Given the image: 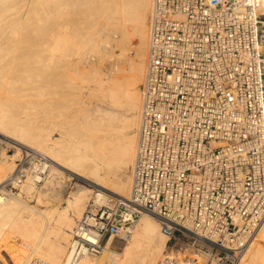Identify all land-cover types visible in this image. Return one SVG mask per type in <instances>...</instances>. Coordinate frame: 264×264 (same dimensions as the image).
<instances>
[{"label":"built area","instance_id":"obj_1","mask_svg":"<svg viewBox=\"0 0 264 264\" xmlns=\"http://www.w3.org/2000/svg\"><path fill=\"white\" fill-rule=\"evenodd\" d=\"M146 66L131 193L88 184L67 264L128 240L143 214L181 241L160 264H240L264 223V0H153ZM13 156L2 195L53 167Z\"/></svg>","mask_w":264,"mask_h":264},{"label":"bare ground","instance_id":"obj_2","mask_svg":"<svg viewBox=\"0 0 264 264\" xmlns=\"http://www.w3.org/2000/svg\"><path fill=\"white\" fill-rule=\"evenodd\" d=\"M11 2L12 0H0V16L12 11L11 8L16 4L12 3L14 5L12 6ZM27 2L38 9L36 13L40 5L42 10L47 12L49 21L47 20L46 31L39 26L42 32L39 31L36 42L32 39L35 43L30 41L24 44L25 46L18 43L20 47L9 44L10 48L14 46L15 51L20 50L26 56L22 62H18L19 64L14 60L16 66L13 65L15 67L9 71L10 73H0V135L20 146L41 149L51 158L54 166L51 169L52 175H48L51 180L45 179V182L51 184L50 187L47 186L48 190L51 189L50 193H53L54 183L57 182H53L52 178H58L60 173L69 171L128 197L133 185V166L137 155L138 131L143 109L140 86L143 85L146 75L148 24L153 0H27ZM16 3L19 2L16 0ZM14 20H17L15 25L25 24L21 18ZM14 20L10 22L12 25ZM7 28L8 26L6 30ZM9 30L14 31V28ZM12 31L11 34L14 35L15 32ZM5 34L0 35L2 38L4 36L10 38V32ZM3 42L0 43L1 46L9 48L6 43L2 45ZM9 42L7 41V44ZM25 47L30 49L28 50L30 52L23 51ZM6 48L1 51L7 50ZM116 49H120V54L115 52ZM131 49L134 51V57L128 60L125 56ZM18 56L22 55L19 53ZM96 60L102 62L101 64L106 60L111 69L110 73H105L101 64L96 65L94 62ZM5 61L3 66L6 65ZM70 62L73 67L69 66ZM32 69L37 70V74L35 72L37 76L34 74L33 77L29 73ZM71 71L75 74L71 75ZM73 77L82 82H79L80 86L78 85L80 89H87L89 92L85 96H90L84 100L83 95L79 94L82 98L79 100L80 107L74 112L68 111L70 109L68 108L62 114L59 107L62 108V104L64 103V106L68 101L67 97L64 98L68 94L65 90L68 86L65 89L64 87ZM65 78L67 81H64ZM39 88L43 89L41 93ZM37 95H40V99ZM39 110L41 112H38ZM17 148L19 151L20 147ZM4 155L7 160L14 157L4 152L0 165L3 163ZM13 170L14 165L9 161L0 167V185L10 177ZM63 175L65 178V174ZM37 179L28 176L20 186L21 191L32 197L36 190L39 191L35 183ZM43 192L36 196L40 203L43 196L49 195L46 190V193ZM91 193L92 188L80 185L70 193V196L67 195L69 197L63 206L52 204V207L47 205L44 208L29 205L21 193L12 194L11 197L0 195V264L32 262L67 264L76 217L80 218L85 211ZM15 213L17 217L14 216ZM165 236L155 217L150 214L141 215L132 235L128 238L129 242L120 254L122 257L116 258V261L110 264H160L164 256L163 249L167 237ZM112 245L110 240L102 251L101 256L104 257L100 258L102 260L86 255L77 264H104L108 259L104 252H112ZM248 246L240 264H253L254 261L256 264H264V223ZM36 257H40L46 263L36 261Z\"/></svg>","mask_w":264,"mask_h":264},{"label":"rangeland","instance_id":"obj_3","mask_svg":"<svg viewBox=\"0 0 264 264\" xmlns=\"http://www.w3.org/2000/svg\"><path fill=\"white\" fill-rule=\"evenodd\" d=\"M15 1V2H14ZM26 4L25 6L23 5L24 3ZM17 2H19V3H16V0H12V2H11V5L12 6H14L15 4V7H13V8H11L12 9V11L10 12V13H8V12H6L5 14H3L2 16H0V34L3 36L4 34H5V32L6 31H8L9 29H13L14 28V31H12V30H9L8 32H10V34H11V31H12V33H14V35H15V37H14V35L13 34H9L10 35V38L8 37V36H4L5 38H6V40L4 39V37L2 38L1 37V35H0V37L3 39V40H1L2 42L3 41H5V42H3V44L2 45H4L5 43V45H8L7 47H9V48H6L5 46H1V44H0V47H5L7 50H9L8 52H7V50H4V51H1V50H3V49H5V48H0V52L1 53H3V54H0V60H1V62H2V64H0V65H2V67L0 66V73H10L12 70L11 69H13L15 66H16V64L18 63V62H22L23 61V59H24V57L26 56V54L24 53V52H22V53H24V54H22L21 53V51L19 50V51H15L13 48H15L16 46H19L20 47V45L19 44H21L22 46L24 45V44H26V43H28V42H30V41H32L31 43H33L34 41L36 42V40H37V37H39L38 36V34H40L41 32H42V30L41 29H43V31H46V29H47V24H48V21H49V16H47V12H45L44 10H42V8H41V6L40 5H38V7H40V9H39V13L37 12L36 13V11L38 10V9H36V7L35 8H33L32 6V4L31 3H28L27 2V0H17ZM14 5H13V4ZM22 3V4H21ZM19 5V6H18ZM20 5L21 6H23V7H20ZM31 5V6H30ZM12 6H10V7H12ZM36 6H37V4H36ZM19 7V8H18ZM28 7V8H27ZM37 7V8H38ZM15 8V9H14ZM30 8V9H29ZM14 9V10H13ZM21 9H22V11H21ZM28 9V10H27ZM33 9V10H32ZM44 11V12H42V11ZM22 12V13H21ZM28 12H31V14H29ZM21 13V14H20ZM43 15H42V14ZM11 14V15H10ZM20 14V15H19ZM35 14H36V16H35ZM45 14V15H44ZM28 15V16H27ZM29 15H30V18H28L29 17ZM33 15V16H32ZM38 15V16H37ZM25 16H27V17H25ZM44 16V17H43ZM4 17V18H3ZM7 19H6V18ZM16 17V18H15ZM38 17V18H37ZM47 17V18H46ZM20 19L21 18V20H22V22L23 23H25V24H23V26H24V28H23V26H22V24H21V26H19V25H15L16 23L15 22H17V20L15 21L14 19ZM26 18H28L26 21H25V19ZM24 19V20H23ZM10 20V21H9ZM12 20H14L13 21V24L16 26V28H15V26L14 25H12L10 22L12 21ZM28 20H30L29 22H28ZM39 20H41V21H39ZM48 20V21H47ZM36 21V22H35ZM38 22V23H37ZM41 22V23H40ZM10 23V24H9ZM27 23H28V25H27ZM2 24V25H1ZM36 24H37V26H36ZM44 24V25H43ZM11 25V27H9ZM6 26H8V28H7V30H6ZM12 26H14L13 28H12ZM27 28H26V27ZM33 26V27H32ZM39 26H41L42 28L40 29L39 28ZM148 26H149V24H148ZM4 27V28H3ZM19 27V28H18ZM39 29H38V28ZM21 28V29H20ZM35 28V29H34ZM38 30H37V29ZM16 29V30H15ZM18 29V30H17ZM37 30V31H36ZM3 31V32H2ZM39 31H40V33H39ZM8 32L6 33V34H8ZM78 32H79V30H78ZM5 34V35H6ZM8 37V38H7ZM34 41H33V40ZM7 41L9 42L8 44H7ZM16 43H15V42ZM2 42H0V43H2ZM34 42V43H35ZM19 43V44H18ZM12 46V44L15 46H13V47H11L10 48V45ZM25 46V45H24ZM16 49V48H15ZM11 50V51H10ZM23 51H28V50H30V49H28V48H26L25 47V50H24V48L22 49ZM6 51V52H5ZM13 52H16V54L15 53H13ZM28 52H30V51H28ZM115 52L117 53V54H120V49H116L115 50ZM7 53H9V54H7ZM11 53V54H10ZM19 53H20V55H22L23 56V58H22V56H18L19 55ZM5 54H7V57L6 58H4L6 55ZM2 55H3V58H4V61L5 60H9L8 62H9V65H8V62H6L5 64L6 65H8L7 66V68H4V67H6V65L5 66H3V63H4V61L2 60L3 58H2ZM128 55V56H127ZM9 56H11V57H9ZM13 56V57H12ZM131 56V57H130ZM128 60H130V59H132L133 57H134V51H133V49H131L127 54H126V56H125ZM9 58H11V59H9ZM18 60H17V59ZM21 58H22V60H21ZM13 60V61H12ZM14 60H15V63L16 64H14ZM72 60V59H71ZM70 60V61H71ZM98 60V59H97ZM97 60L96 61H94V62H96L95 64L96 65H99V64H101L102 62H97ZM74 61H75V59L73 58V62L72 63H74ZM99 61V60H98ZM71 62H70V65L69 66H72L71 65ZM106 62V63H105ZM12 65H11V64ZM19 64V63H18ZM13 65H15V66H13ZM105 65V66H104ZM13 66V67H12ZM107 66V67H106ZM11 67V68H10ZM73 67V66H72ZM101 67H102V69H103V71H105V73H110V67L108 66V64H107V61L106 60H104L103 61V64H101ZM10 68V69H9ZM2 69H4V70H2ZM7 71H6V70ZM11 70V71H10ZM35 69H32V70H30V74L33 76V77H35V76H37L36 74H37V70H35ZM109 70V71H108ZM2 71V72H1ZM10 71V72H9ZM35 72H36V74H35ZM74 72L73 71H71L70 72V74L71 75H74L73 74ZM34 74H35V76H34ZM74 78V77H73ZM72 78V80H71V78H70V83H69V81H68V83L66 82V86L64 87V89L67 87V89H65L67 92H68V94H67V92H66V96H64V98L66 99V97L68 98L67 100V103H65L66 105H64L63 106V104H62V108H61V106L59 107L60 109H59V111L61 112L62 111V114H64V112H66L67 110L66 109H68V108H70V109H68V111H75L76 109H78L79 107H80V105H81V101H79V100H82V98H80V95L83 97V99L84 100H87L88 98L87 97H89V96H85V95H88L89 94V92H87V89H80V83H82V82H80V80H78L77 78H74L73 79ZM67 78H65V80L64 81H67L66 80ZM76 80V81H75ZM78 80V81H77ZM73 83H72V82ZM74 82L77 84H75L76 85V87H75V85H74ZM80 82V83H79ZM72 85H74L73 87H72ZM79 85V86H78ZM92 84H90V86H91ZM76 89H75V88ZM44 88V87H43ZM140 88H142V85L140 86ZM39 90V93H41L42 92V88H39L38 89ZM38 90L36 89L35 91H37V94H39L38 93ZM81 90V91H80ZM85 92V93H84ZM84 93V94H83ZM80 94V95H79ZM72 95V96H71ZM78 96V97H77ZM37 97H39V99H40V95H37ZM36 97V98H37ZM73 97H75V98H73ZM77 97V98H76ZM35 98V97H34ZM71 98V99H70ZM79 98V99H78ZM70 100V101H69ZM77 101V102H76ZM78 102H79V105H77L78 104ZM69 103V104H68ZM93 104V103H92ZM91 104V105H92ZM37 106V105H36ZM35 106V107H36ZM65 106H69V107H65ZM93 106V105H92ZM36 108H38V106L36 107ZM74 109V110H73ZM41 110V109H40ZM38 111V112H41V111ZM66 110V111H65ZM34 111H35V108H34ZM33 111V112H34ZM37 111V110H36ZM35 111V112H36ZM37 113V112H36ZM35 113V114H36ZM71 114V113H70ZM71 115H73V113L71 114ZM66 117V116H65ZM69 119H72V118H70L69 117ZM73 122V121H72ZM0 138H1V141H2V143L4 144L3 145V147H4V152H7V149H10V151L9 152H7L8 154H10V155H12L13 156V153L16 151V148L19 146V147H24V145H21L20 146V144L18 145V144H16V143H13V142H10L9 140H6L2 135H0ZM24 148H29V149H34V148H31V147H29V146H25ZM18 149V148H17ZM34 150H37V148L36 149H34ZM37 151H40V152H42L43 150H41V149H38ZM3 152V153H4ZM42 153H44V154H46L45 152H42ZM47 155V154H46ZM15 156L12 158V159H6V157H5V155H4V160H3V163L0 165V167L1 166H3V165H5L6 164V162L7 161H9V162H12L13 163V165H14V169H15V166H16V164H15ZM54 167V166H53ZM52 167V168H53ZM13 172H14V170H13ZM63 174H65V178H64V175ZM50 176L52 175L51 174V171H50V174H49ZM60 176H57V174H55V176H57L58 178H56V177H54V178H52L53 180V182H55V181H57V182H55L54 183V185H55V187L53 188L54 190H52L53 191V193H55V190L57 191L54 195H53V193H50L51 192V189L50 190H48L49 188L48 187H50V182H45L46 180H48V179H50L51 180V177H47V179L43 182V183H41L40 185H37V189L39 190L38 192H37V190L35 191V193H33V196L31 197L30 195H28V194H26L25 192H22L21 191V188H20V186L18 187V188H16V189H13L12 191H9L8 190V192L5 194V195H2V194H0V195H2V196H7V197H11L12 196V194H19V193H21L20 195H23L22 197H23V199L29 204V205H32V206H34V207H38V205L40 206L39 208H44L45 206H50V207H52V204H53V206H58V205H60L59 207H61V206H63L64 204H65V202H66V198H68L71 194L70 193H72V191H74V190H76L77 188H78V186H80V185H82V186H87V187H90L91 188V186H89L88 184H95V182H93V181H91V180H88V179H85V178H83V177H81L80 175H77V174H71L69 171H65V173H60L59 174ZM60 177V178H59ZM67 177H69V178H67ZM55 178L57 179V180H55ZM62 178H64V179H62ZM67 178V179H66ZM8 179V178H7ZM59 179H61V180H59ZM49 180V181H50ZM64 180L66 181V182H64ZM63 181V182H62ZM61 182L63 183L62 184V186H60V184H61ZM35 183H36V180H35ZM65 183V184H64ZM59 184V185H58ZM97 184V183H96ZM99 185V184H98ZM48 186V187H47ZM42 187V188H41ZM43 187H46V188H43ZM56 188V189H55ZM62 188V189H61ZM44 189V190H43ZM60 191H59V190ZM74 189V190H73ZM19 190V191H18ZM41 190H43L44 192H45V190H46V192H49V195L48 196H43L42 197V199H41V202L42 203H40V201H37L38 199H36L37 197V194H39V192H43V191H41ZM21 191V192H20ZM71 191V192H70ZM36 192H37V194H36ZM43 192V193H44ZM45 192V193H46ZM59 193V194H58ZM61 193V194H60ZM69 193V194H68ZM51 194V195H50ZM27 195H28V197H27ZM55 195H57V196H55ZM67 195H69L68 197H67ZM48 197H49V199H48ZM55 197V198H54ZM61 197V198H60ZM65 197V198H64ZM30 198V199H29ZM44 198V199H43ZM28 199V200H27ZM35 199V200H34ZM54 199V200H53ZM46 201V202H45ZM48 201V202H47ZM37 202H39V203H37ZM50 202V203H49ZM51 202H53V203H51ZM29 213V212H28ZM83 214V213H82ZM81 214V215H82ZM81 215H80V217H81ZM6 216V215H5ZM15 217H17V214L15 213V215H14ZM77 219H79V216L78 217H76V220H75V225H76V221H77ZM75 227V226H74ZM166 237V236H165ZM178 240H176V239H173L172 241H169L168 242V237H166V244H165V248L163 249V252L164 253H167V252H170L171 250H174V252H177V249L178 248H180V246H181V241H179V243L178 244H176V242H177ZM129 242V239L128 240H123V239H121V238H114L113 239V241H112V243H113V245L111 246V251L112 252H109V251H107V252H104L105 254H106V258H108L107 259V261L106 262H104V264H110V263H112L113 261H116V258H120V257H122V255H120V254H122V252L124 251V248H125V246L127 245V243ZM183 244V250L185 251V250H191V248H192V246H190V245H187V243H182ZM248 248H249V246H248ZM247 248V249H248ZM247 251V250H246ZM115 252V253H114ZM101 254H102V256H103V252H101L100 254H98L97 256H92V257H94V258H99L98 260H102L104 257H102L101 256ZM246 254V253H245ZM245 254H244V256H245ZM101 256V257H100ZM244 256H243V258H244ZM100 258H102V259H100ZM242 258V259H243ZM242 259H241V261H242ZM109 260V261H108ZM105 261V260H104ZM240 261V262H241ZM255 262V261H254ZM253 262V264H256V263H254ZM204 264H206V262H204Z\"/></svg>","mask_w":264,"mask_h":264}]
</instances>
